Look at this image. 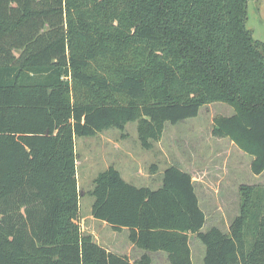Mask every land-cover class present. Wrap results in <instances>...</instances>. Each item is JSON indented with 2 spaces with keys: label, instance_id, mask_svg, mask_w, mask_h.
<instances>
[{
  "label": "trees",
  "instance_id": "16d2710c",
  "mask_svg": "<svg viewBox=\"0 0 264 264\" xmlns=\"http://www.w3.org/2000/svg\"><path fill=\"white\" fill-rule=\"evenodd\" d=\"M249 0H0V264H151L108 251L80 225L76 137L136 122L150 149L166 123L223 102L211 134L264 171V41L246 26ZM240 185L228 232L206 216L191 175L175 165L157 189L113 166L90 191L91 215L168 264H264V207ZM254 213V214H253ZM257 214V215H256ZM258 216L250 249L248 222Z\"/></svg>",
  "mask_w": 264,
  "mask_h": 264
},
{
  "label": "rangeland",
  "instance_id": "374dc122",
  "mask_svg": "<svg viewBox=\"0 0 264 264\" xmlns=\"http://www.w3.org/2000/svg\"><path fill=\"white\" fill-rule=\"evenodd\" d=\"M246 26L252 30L256 40L264 41V0H249ZM232 113L233 108L223 102L203 105L196 117L176 124L166 123L160 140L153 142L150 149L141 147L136 122L127 123L123 131L110 128L91 137H76V175L82 231L89 235L93 232L105 240L107 233L113 230L107 223L103 226V221L91 215L93 179L109 166L117 169L126 182L151 189L159 187L162 173L170 165L188 172L206 216L201 231L218 227L228 232L232 219L239 212L240 185L258 187L254 213L259 207L263 209L264 171L253 174L250 170L251 156L238 149L228 138L211 134L214 116ZM118 139L123 140L120 147L115 146ZM257 217L252 218L246 227L247 249L251 248L253 242ZM189 242L193 252L192 264H201L203 244L195 235Z\"/></svg>",
  "mask_w": 264,
  "mask_h": 264
},
{
  "label": "crops",
  "instance_id": "0c3cea01",
  "mask_svg": "<svg viewBox=\"0 0 264 264\" xmlns=\"http://www.w3.org/2000/svg\"><path fill=\"white\" fill-rule=\"evenodd\" d=\"M122 139H118L115 142L116 147H120L122 143ZM77 168V167H76ZM198 197V195H197ZM199 204L200 199L198 197ZM103 226H106V222L103 221ZM110 230V229H109ZM90 235L99 245L106 248L108 251H111L116 254L127 255L130 258L131 262L137 261L138 258L143 253L149 254L151 258V264H168L166 253L164 251H145L136 247L129 239H128V229L122 228L121 230L109 231L107 233V237L105 240H101L97 234L90 232ZM194 234L189 235V239L192 238ZM200 246V245H199ZM201 248V247H200ZM191 256L193 257L192 247L190 245ZM202 264V260H201Z\"/></svg>",
  "mask_w": 264,
  "mask_h": 264
}]
</instances>
